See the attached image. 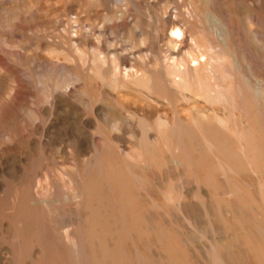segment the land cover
<instances>
[{
    "label": "rangeland",
    "instance_id": "obj_1",
    "mask_svg": "<svg viewBox=\"0 0 264 264\" xmlns=\"http://www.w3.org/2000/svg\"><path fill=\"white\" fill-rule=\"evenodd\" d=\"M0 264H264V0H0Z\"/></svg>",
    "mask_w": 264,
    "mask_h": 264
},
{
    "label": "bare ground",
    "instance_id": "obj_2",
    "mask_svg": "<svg viewBox=\"0 0 264 264\" xmlns=\"http://www.w3.org/2000/svg\"><path fill=\"white\" fill-rule=\"evenodd\" d=\"M173 33L176 34V35H182L180 29H178V28H176L175 30H173ZM201 57H202V56H201ZM203 57H204V56H203ZM201 60H203V59L197 60V59L192 58L190 64H191L192 67H196V66L199 64V62H200ZM180 68H181V67H180ZM130 72H131V71H130ZM209 72H210V71H209ZM127 75H128V73H127ZM176 75H177V74H176ZM173 76H174V75H173ZM175 77H176V76H175ZM176 79H178L179 81H181V79H180L179 77H176V78H175V81H176ZM214 93H215V92H214Z\"/></svg>",
    "mask_w": 264,
    "mask_h": 264
}]
</instances>
